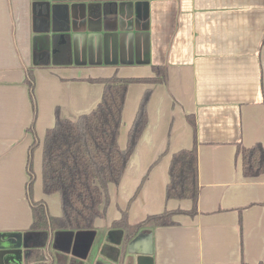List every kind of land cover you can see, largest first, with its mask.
Returning <instances> with one entry per match:
<instances>
[{
    "label": "crops",
    "instance_id": "obj_1",
    "mask_svg": "<svg viewBox=\"0 0 264 264\" xmlns=\"http://www.w3.org/2000/svg\"><path fill=\"white\" fill-rule=\"evenodd\" d=\"M61 35L67 62H51ZM154 66L164 67L162 81L127 87L120 148L146 89L148 119L109 184L105 215L91 230L52 231L34 246L32 202L61 212L41 174L55 112L75 120L101 99L103 84L91 79L150 78ZM194 141L195 213L124 241L112 226L124 210L133 225L191 208L166 200L165 186L171 155ZM255 144L264 148V0H0V264H264V174L244 176L238 153Z\"/></svg>",
    "mask_w": 264,
    "mask_h": 264
},
{
    "label": "trees",
    "instance_id": "obj_2",
    "mask_svg": "<svg viewBox=\"0 0 264 264\" xmlns=\"http://www.w3.org/2000/svg\"><path fill=\"white\" fill-rule=\"evenodd\" d=\"M63 38L64 41L56 45V51L49 56L51 62L55 60V54L63 55V62H67L70 42L66 35ZM153 70L155 76L150 78H120L113 75L91 79L92 82L103 84L101 99L93 110L79 115L75 120L62 118L58 111L55 112L54 124L45 131L43 138L41 174L44 194L59 195L61 212L59 216H51L43 201L32 202L30 230L36 234L32 242L34 246L44 245L47 235L52 231L91 230L95 219L105 215L110 201L109 184L119 183L148 119L150 90L146 89L128 130L126 145L120 148L118 136L127 87L133 82L162 81L165 75L164 67L154 66ZM29 85L32 89L31 81ZM190 121L195 129L193 119ZM238 153L241 156L244 176L264 174V148L261 144L239 146ZM160 157L161 155L142 178L128 206ZM197 176V150L194 141L191 148L178 150L171 155L168 182L165 186L166 200L188 199L192 203L191 208L164 210L133 225L128 223L127 211L124 210L120 219L113 221L112 226L123 229L124 241H127L143 226L172 224L171 218L174 214L193 215L199 192ZM31 183L30 180L29 192Z\"/></svg>",
    "mask_w": 264,
    "mask_h": 264
}]
</instances>
